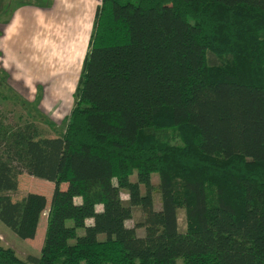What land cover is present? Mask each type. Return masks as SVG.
Masks as SVG:
<instances>
[{
	"label": "trees",
	"instance_id": "1",
	"mask_svg": "<svg viewBox=\"0 0 264 264\" xmlns=\"http://www.w3.org/2000/svg\"><path fill=\"white\" fill-rule=\"evenodd\" d=\"M72 98L60 146L0 121V221L16 166L54 184L53 243L0 264H264V0H101Z\"/></svg>",
	"mask_w": 264,
	"mask_h": 264
},
{
	"label": "rangeland",
	"instance_id": "2",
	"mask_svg": "<svg viewBox=\"0 0 264 264\" xmlns=\"http://www.w3.org/2000/svg\"><path fill=\"white\" fill-rule=\"evenodd\" d=\"M94 1L96 4L99 0ZM230 2L233 3L234 0H230ZM57 31L64 43L67 36L61 26L57 28ZM52 41V37L46 38L43 42L44 51H47L49 45L51 47ZM83 43L88 44L89 39L85 37L81 40L79 47ZM77 47L78 44L74 41L68 45V49L64 48L60 43L58 47L60 50L52 51L50 55L62 60L66 59V54L74 49L71 53V58H74V51ZM25 57L30 67L27 71H22V75L19 78L11 81L13 84L9 83V73L0 68V72L4 71V76L6 77L4 80L0 76V121L11 125L34 121L42 136L55 138L57 144H59L58 146H60V136L64 129L65 117L69 113L73 102L72 94L75 86L71 88L69 83L76 77V71L72 72L77 67L76 57L69 61L70 67L66 69V73L59 75L61 68H57L58 66L53 70L47 69L48 72L44 73L43 69L38 66L39 59L34 54V48L29 42ZM55 152L57 151L53 150V153ZM131 180H136L135 175L131 176ZM151 180L154 185H157V175L153 174ZM53 189L54 184L50 178L49 180L36 178L30 175L23 165L16 166L12 180H10L9 190L6 192L7 201L5 204L24 198L26 200L24 219L17 234H14L0 221V243L13 248L20 258L25 259L29 254L38 255L44 244L48 243L51 245L53 243L52 240L44 236L49 201ZM140 190L142 194L145 192L143 185H140ZM121 193L127 195L124 191ZM153 195L155 199L154 207L158 209L160 208V203L155 190ZM97 208H101V206H97ZM177 218L178 227L183 231L185 229L184 209L178 210ZM142 219L143 213L141 209L133 206L132 216L126 221V224L128 226L136 225L137 234L142 235L144 233L143 227L137 225ZM87 222L89 223L90 221L88 220ZM79 232L81 233L82 231L79 230ZM177 264H182L181 259L177 260Z\"/></svg>",
	"mask_w": 264,
	"mask_h": 264
},
{
	"label": "crops",
	"instance_id": "3",
	"mask_svg": "<svg viewBox=\"0 0 264 264\" xmlns=\"http://www.w3.org/2000/svg\"><path fill=\"white\" fill-rule=\"evenodd\" d=\"M100 2L101 0L96 4L94 0H0V68L9 73V83L30 67L25 57L29 42L39 59L38 66L44 73L56 66L61 68L58 75L66 73V69L70 67L69 61L76 57L77 67L72 71H76V77L69 83L74 88L88 48L87 43L80 47L79 44L85 37L90 39L95 10ZM59 26L67 36L64 43L57 31ZM48 37H52L53 41L51 47L49 45L47 51H44L43 42ZM72 41L78 44L74 58H71L74 49L62 60L50 55V52L60 50V43L68 49Z\"/></svg>",
	"mask_w": 264,
	"mask_h": 264
},
{
	"label": "clouds",
	"instance_id": "4",
	"mask_svg": "<svg viewBox=\"0 0 264 264\" xmlns=\"http://www.w3.org/2000/svg\"><path fill=\"white\" fill-rule=\"evenodd\" d=\"M110 183H111L114 187L117 186V181H116L115 178H112V179L110 180ZM119 198H120L122 201H124V200L129 199L130 197H129L128 195L124 194V193H121L120 196H119ZM74 203H78V201H76L75 198H74ZM96 211H101V209H100V208H97Z\"/></svg>",
	"mask_w": 264,
	"mask_h": 264
}]
</instances>
